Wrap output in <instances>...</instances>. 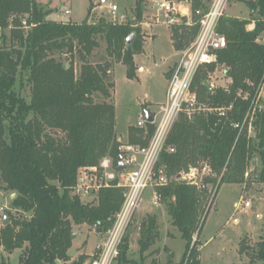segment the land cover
Segmentation results:
<instances>
[{
    "label": "trees",
    "instance_id": "1",
    "mask_svg": "<svg viewBox=\"0 0 264 264\" xmlns=\"http://www.w3.org/2000/svg\"><path fill=\"white\" fill-rule=\"evenodd\" d=\"M94 1L90 0L89 16L96 8ZM145 2L135 3L138 25ZM248 4L251 16L256 17L254 30H247L253 21L221 19L219 31L228 46L218 51V64L225 66L229 87L211 91L203 71L193 85L202 102L214 107L234 105L233 112L226 118L207 114L191 120L183 114L158 164L172 180L159 192L167 203L172 225L187 242L180 264H201V224L214 203L206 204V186L212 185L218 195L225 183H243L251 159L257 156L264 182V112L257 114L255 138H249L247 129L233 126L243 124L250 109V101L244 96L253 94L264 80V44L257 42L264 33V0ZM193 5L194 10L207 8L201 0H193ZM16 15L25 17L13 20ZM47 15L37 0H0V28L13 26L9 44L5 37L0 43V190L16 195L11 210L0 216V249L8 254L24 250L19 264H91L99 253L84 254L73 261L69 256L74 226L89 225L106 234L113 228L124 200L123 189L114 185L102 188L96 203L82 202L72 194L82 169L98 168L105 156L112 157L116 164L120 156L115 105L95 100L98 94L107 100L113 98L115 83L110 81L107 69L110 63L95 65L91 57L105 41L107 56L120 60L127 67L128 78L134 79V56L143 50L142 36L133 22H107L102 18L95 24L88 20L58 23L47 20ZM198 30L197 26L195 34ZM131 34H135V42L127 48ZM56 54L68 55L70 60L57 59ZM76 60L81 62L79 74ZM19 77L22 87L25 83L30 87L29 101L15 91ZM148 128L146 134L132 127L130 143L148 146L156 127L149 124ZM52 132L64 137L57 138ZM201 163L210 166L211 174L201 185L186 181L184 177ZM179 175L182 179L177 178ZM5 216L10 222L4 225ZM142 226L150 234L157 227L154 218ZM245 243L240 254L250 260L237 264H264V239L252 250L243 246ZM128 252L125 238L119 264L128 262ZM0 264L11 263L1 260Z\"/></svg>",
    "mask_w": 264,
    "mask_h": 264
},
{
    "label": "rangeland",
    "instance_id": "2",
    "mask_svg": "<svg viewBox=\"0 0 264 264\" xmlns=\"http://www.w3.org/2000/svg\"><path fill=\"white\" fill-rule=\"evenodd\" d=\"M163 1L146 0L141 23L138 25L136 24V0H95L94 5L96 8L91 16H89L90 0H37L38 5L43 10L48 11L46 19L53 22L80 24L88 20L90 24H95L104 18L107 22L113 21L123 24L133 22V26L140 29L143 50L134 56L136 64V77L134 79L128 78L127 67L120 60L111 59L107 56L105 41H101V46L95 50L91 57L95 65L110 63L108 65L109 77L110 81L115 83L114 89L111 90L113 98L107 100L101 94H98L95 100L96 103L108 102L115 105L116 129L118 141L121 143H130V131L132 127H137L139 115L145 108L152 113H157L164 105L170 74L167 70L180 60L181 50L190 47L195 42L197 36L195 28L198 26L200 29L198 21L211 10L214 2V0H201L207 8L194 10L193 0H176L174 16L176 23L171 24L168 22L166 13L159 8V4ZM249 1L256 0H230L224 17L233 16V18L237 17L239 19L246 18L249 15L248 20L256 21V17L250 14ZM169 2H173V0H169ZM112 5L119 8L117 14L111 12ZM58 9H60L59 12H57ZM184 10H187V14L183 13ZM66 11L71 13L67 15ZM24 17V15H16L12 19L18 18L22 21ZM12 28V24L8 29L0 28V43L4 41V37L7 39V43L10 41ZM181 29L193 30V33L184 38L183 45L179 49L177 42L179 41ZM55 57L65 62L70 60L68 55L60 57L56 54ZM75 63L77 74H79L81 62L76 60ZM142 68L145 72L141 70ZM210 68L206 67L201 70L206 73L205 81L214 90L215 88L227 89L229 78L224 72L225 66L215 64L214 68ZM15 91L22 94L27 101L31 99L30 87L27 83L22 87L20 77ZM195 91L197 93V90ZM142 130L146 134L149 132V128ZM52 134L57 138L64 137L62 133L52 132ZM130 144L141 146L136 143ZM106 159L114 161L112 157L105 156L99 164V170L102 162ZM197 169L192 174L198 178L196 181L201 185L203 183L201 178L203 177V164L201 163ZM245 173L243 183H225L219 188L218 195L216 191H213L212 185L206 186L209 191L206 204L212 203V200L214 203L211 209L204 214L201 224L202 233L199 237L202 246L200 248L201 264L247 263L250 258L240 254L242 242L245 240L246 243L243 246H249L252 250L261 239H264V182L262 181L258 156L251 159ZM186 181H191V178L188 176ZM98 198L99 193H96L84 202L96 203ZM13 199L11 193L0 190L1 205L11 210ZM151 201L152 193L148 192L144 203L135 214L129 226L130 228L121 242L123 245L124 239L128 238V262L123 264H168L169 260H172V264H180L183 260L187 242L182 239L179 229L172 225V219L164 198L159 207H152ZM243 202H250L251 208H241L239 210V204ZM151 218L155 219V226H157L154 233L152 232L153 234H150L147 228L142 226L144 222L148 224ZM74 231L77 237L72 243L71 251H74L71 256L72 261L87 253H99V257L102 238L105 234L99 233L95 227L89 225L74 226ZM197 239L198 234L194 236L193 242L195 243ZM146 240H149L150 244H146ZM121 247L113 264H119L118 258ZM23 253L24 250H16L13 254H8L4 249H0V261L5 260L11 264H19ZM60 264H64V262H60Z\"/></svg>",
    "mask_w": 264,
    "mask_h": 264
},
{
    "label": "built area",
    "instance_id": "3",
    "mask_svg": "<svg viewBox=\"0 0 264 264\" xmlns=\"http://www.w3.org/2000/svg\"><path fill=\"white\" fill-rule=\"evenodd\" d=\"M230 0H214L213 7L198 22L200 29L196 40L190 47L181 50L180 60L172 70L164 105L159 112L150 113L154 116L152 122L147 121L146 111L139 115L137 127L147 129L149 124L156 127L154 135L149 140V145L142 147L135 144L121 143L119 147L125 169L117 172L119 161L115 164L113 160L106 159L98 168L82 169L77 185L73 188L72 194L79 199H89L102 188H109L112 185L123 189L124 200L120 211L115 217L113 228L102 238L100 256L91 264H113L118 257L121 242L130 228L135 214L140 210L148 192L152 193V207H159L163 202L160 188L167 187L172 181L170 175L163 168H158L161 155L167 149L168 138L176 122L184 113L188 119H194L199 115L214 114L226 118L233 112L232 106H210L199 99L198 93L194 91V82L203 68L218 64V51L226 49L227 38L219 31L221 19L229 7ZM177 1L169 2L164 0L159 8L166 13L168 22L176 23L174 16ZM119 8L112 5L111 12L117 14ZM71 12L66 11L69 15ZM187 14V10L183 11ZM123 20V18H122ZM122 22V21H120ZM25 24V23H24ZM255 29V27H254ZM253 29V30H254ZM257 42L264 44V36L257 39ZM208 84V83H207ZM209 85V84H208ZM245 100L250 101V109L245 117L244 123H233V126L241 131L247 129L249 138H255L257 114L264 112V80L256 87L253 94H246ZM174 152V149H168ZM119 156V157H120ZM192 170L184 179L189 176L193 183L197 179ZM203 177L211 174L208 164L203 165ZM193 176V177H192ZM241 205V206H240ZM241 208H251L250 202L239 204ZM9 209L0 204V216L3 217Z\"/></svg>",
    "mask_w": 264,
    "mask_h": 264
},
{
    "label": "water",
    "instance_id": "4",
    "mask_svg": "<svg viewBox=\"0 0 264 264\" xmlns=\"http://www.w3.org/2000/svg\"><path fill=\"white\" fill-rule=\"evenodd\" d=\"M59 11H60V9H58L57 12H59ZM189 35H190V30H188V29L183 30V32H182V33L180 34V36H179V41L177 42V46H178L179 48L183 45L184 38H187ZM127 40H128V41H127V48H130V46H131L132 44H134V42H135V34H131ZM67 67L69 68V67H70V64H67ZM107 69H109L108 66H107ZM207 87H208V89H210L211 91L214 90V89H213L210 85H208V84H207ZM146 116H147V121H148V122H152V121L154 120V116L150 113L149 110L146 111ZM124 169H125L124 161H123L122 157L120 156V157H119V165H118V167H117L116 170H117V172L120 173V172L124 171ZM177 178H178V179H182V175H179ZM13 197L15 198L16 195H13ZM9 222H10V218H9L8 216H5V217H4L3 224L5 225V224H8ZM76 237H77V234H74L73 237H72L73 240H74ZM147 242H149V240H147ZM73 252H74V251L69 252V256H72Z\"/></svg>",
    "mask_w": 264,
    "mask_h": 264
},
{
    "label": "crops",
    "instance_id": "5",
    "mask_svg": "<svg viewBox=\"0 0 264 264\" xmlns=\"http://www.w3.org/2000/svg\"><path fill=\"white\" fill-rule=\"evenodd\" d=\"M251 14V13H250ZM229 18H231V17H233V16H228ZM237 18V17H236ZM239 18V17H238ZM248 18H249V15L246 17V18H239L240 20H248ZM256 26V23H255V21H253L252 23H250V24H248V27H247V30H250V31H252L253 29H254V27ZM263 36H264V33H263ZM177 62H175L173 65H171L169 68H168V72L170 73L169 74V76H168V84H169V81H170V79H171V76H172V73H171V69L175 66V64H176ZM141 70H144V68H142ZM144 72H145V70H144ZM167 87H168V85H167ZM167 90V89H166ZM122 139V138H121ZM13 196V195H12ZM14 198V197H13ZM95 251V250H94ZM88 254V253H87ZM95 253H93V254H88V255H90V256H93Z\"/></svg>",
    "mask_w": 264,
    "mask_h": 264
}]
</instances>
